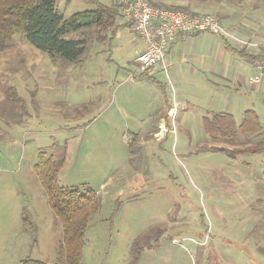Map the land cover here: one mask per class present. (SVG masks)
I'll return each mask as SVG.
<instances>
[{"label": "rangeland", "instance_id": "obj_1", "mask_svg": "<svg viewBox=\"0 0 264 264\" xmlns=\"http://www.w3.org/2000/svg\"><path fill=\"white\" fill-rule=\"evenodd\" d=\"M119 1L55 0V7L68 18ZM150 2L197 6L264 41V0ZM99 36L88 28L63 37L85 38L77 63L36 50L22 34L0 53V264L57 260L62 226L33 171L40 151L63 158L59 186H86L98 198L80 264H133L136 252V264H264V151H242L264 143V75L245 63L238 91L211 92L169 72L151 81L154 69L137 72L133 32ZM133 75L138 84L129 85ZM255 75L260 84L248 85ZM174 102L181 107L167 119L169 133L156 139L157 119ZM248 110L261 135L238 130ZM214 111L233 116V141L209 140L203 118Z\"/></svg>", "mask_w": 264, "mask_h": 264}, {"label": "trees", "instance_id": "obj_2", "mask_svg": "<svg viewBox=\"0 0 264 264\" xmlns=\"http://www.w3.org/2000/svg\"><path fill=\"white\" fill-rule=\"evenodd\" d=\"M160 8L181 10L198 15L188 9L166 5ZM119 16V3L111 6L97 4L92 10H84L64 18L55 7V0H0V53L5 51L13 37L22 34L24 39L36 50L59 58L65 63H77L85 52V38L65 40L63 37L71 32L94 28L101 37L107 31L113 33ZM242 54V52H239ZM144 74V73H143ZM203 125L209 140L231 142L235 138L236 128L233 116L219 113L203 118ZM238 130L245 135H261L262 126L254 111H245ZM242 151L257 153L264 151V143ZM64 160L54 159L45 152L38 153L33 171L47 196V204L60 221L62 240L57 252L55 264H80L85 246V232L88 220L99 209L96 194L88 187L63 188L58 184V174ZM136 243V241H135ZM140 253V252H139ZM139 253L133 258L136 264ZM24 264H41L27 260Z\"/></svg>", "mask_w": 264, "mask_h": 264}, {"label": "crops", "instance_id": "obj_3", "mask_svg": "<svg viewBox=\"0 0 264 264\" xmlns=\"http://www.w3.org/2000/svg\"><path fill=\"white\" fill-rule=\"evenodd\" d=\"M166 6L177 7V5L181 4H173V3H163ZM186 7L190 12L198 15H206V11H203L197 6L192 5H182ZM224 21H220V25L227 32V36L222 35L220 37L221 42H218L216 38L210 36V33H199L195 35H181L178 34L175 37L174 42L169 48L165 59L163 69L162 65H157V67L153 68L152 72H149L147 78L151 81L154 80V76L157 74L162 76L166 75L168 79V72L172 77L175 78H184L186 79L188 76L193 77L199 83H204L210 87V91L215 90L212 87H220L223 89H232V91H238L241 86H244L245 78L240 76V69L244 72L245 63L250 65L252 69L258 73L260 72L259 67L261 64V47L264 45V41H260L259 36L255 31L249 32L243 28V24H224ZM256 25L255 21L251 22ZM253 25V26H254ZM115 30L118 27L127 28L131 32L132 29L123 24L122 20L118 16V19L115 23ZM253 39H257L261 44L253 42ZM138 42H134L136 44V52L135 55L144 49V44L138 39ZM242 52V54H239ZM221 68L219 74L216 73V69ZM233 70V71H232ZM228 71V72H227ZM230 71V73H229ZM237 72V73H235ZM261 75H264V71L260 72ZM141 74V73H140ZM139 74V75H140ZM139 75H133L128 78L126 81L129 85L138 84L137 77ZM257 78L254 80V78ZM140 78V77H139ZM174 79V78H173ZM136 81V82H135ZM169 81V80H168ZM248 85L256 86L260 84V77L255 75L250 77L247 80ZM173 89V88H172ZM174 106L171 107L170 104H166L165 115L160 116L157 119L156 125L154 127L153 136L156 139L158 137H163L168 131L167 119L171 116L169 115L171 110H176L181 107L180 104L174 102ZM208 112V111H206ZM213 115L224 113V112H212ZM228 114V113H227ZM211 115V117L213 116ZM231 115V114H230ZM175 116V115H174ZM210 116V115H209ZM208 117V116H206ZM205 118V117H204ZM173 120V119H172Z\"/></svg>", "mask_w": 264, "mask_h": 264}, {"label": "built area", "instance_id": "obj_4", "mask_svg": "<svg viewBox=\"0 0 264 264\" xmlns=\"http://www.w3.org/2000/svg\"><path fill=\"white\" fill-rule=\"evenodd\" d=\"M119 17L144 44V49L134 58V62L139 66V73L160 64L165 69V56L178 34L228 35L214 16L193 15L181 10L160 8L151 5L148 0H120ZM259 70H264V60ZM256 79L255 77L254 80ZM169 115L173 119L175 110H171Z\"/></svg>", "mask_w": 264, "mask_h": 264}]
</instances>
